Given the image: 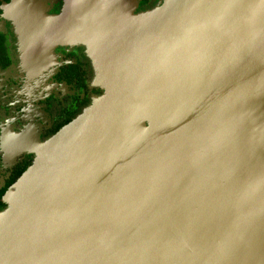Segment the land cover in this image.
<instances>
[{
  "label": "water",
  "instance_id": "95a60500",
  "mask_svg": "<svg viewBox=\"0 0 264 264\" xmlns=\"http://www.w3.org/2000/svg\"><path fill=\"white\" fill-rule=\"evenodd\" d=\"M125 1L71 18L101 93L4 192L0 264H264V0Z\"/></svg>",
  "mask_w": 264,
  "mask_h": 264
},
{
  "label": "flooded vegetation",
  "instance_id": "af4514ba",
  "mask_svg": "<svg viewBox=\"0 0 264 264\" xmlns=\"http://www.w3.org/2000/svg\"><path fill=\"white\" fill-rule=\"evenodd\" d=\"M69 1L35 0V6L49 17L62 13ZM125 2L133 13H139L155 5L156 0ZM11 3L12 0H0V106L3 107L0 109V190L18 162L28 155L32 161L30 151L72 120L100 93L94 85L84 46L55 43L49 45V54L43 61L31 58L41 51L35 46L41 43L36 38L29 42L21 35L20 24L9 8ZM68 67H77L80 74L74 76ZM3 136L7 137L4 147ZM16 151L21 153L14 155ZM4 192L0 194V203Z\"/></svg>",
  "mask_w": 264,
  "mask_h": 264
},
{
  "label": "crops",
  "instance_id": "0c3cea01",
  "mask_svg": "<svg viewBox=\"0 0 264 264\" xmlns=\"http://www.w3.org/2000/svg\"><path fill=\"white\" fill-rule=\"evenodd\" d=\"M88 0H70L62 13L55 16L46 17L39 11V8L35 6V0H12L10 4V10L13 13L14 18L20 24L19 30L23 37L29 42L36 38L41 46L35 45L41 51L37 55L31 57L35 61H43L49 54V45L55 43H72L80 45L79 33L69 32L71 25L74 21V15L78 11V7L81 3H85ZM111 9V8H109ZM70 20V21H67ZM68 29V32L66 31ZM83 46V45H82ZM48 47V49H47ZM47 49V51H46Z\"/></svg>",
  "mask_w": 264,
  "mask_h": 264
},
{
  "label": "trees",
  "instance_id": "16d2710c",
  "mask_svg": "<svg viewBox=\"0 0 264 264\" xmlns=\"http://www.w3.org/2000/svg\"><path fill=\"white\" fill-rule=\"evenodd\" d=\"M154 6V5H153ZM152 6V7H153ZM150 7V8H152ZM149 8V9H150ZM70 71L74 74V76L79 75V69L77 67H68ZM101 93V92H100ZM100 93L98 95H100ZM80 113V112H79ZM31 155L26 156L22 161L18 162L11 174V178L7 181V183L4 185V187L0 190V194L3 193V191H6V188H8L14 181L21 175V173L30 165L31 163ZM5 207L4 203H0V211Z\"/></svg>",
  "mask_w": 264,
  "mask_h": 264
},
{
  "label": "rangeland",
  "instance_id": "374dc122",
  "mask_svg": "<svg viewBox=\"0 0 264 264\" xmlns=\"http://www.w3.org/2000/svg\"><path fill=\"white\" fill-rule=\"evenodd\" d=\"M164 1H166V0H156V2H155V4L157 5L158 3H159V5H163V2ZM117 16H119V15H117ZM69 92H70V95H71V93H72V91L69 89ZM75 93V92H74ZM50 104V109L52 108V104L51 103H49ZM1 108H3L2 106H0V109ZM52 110V109H51ZM55 110V109H54ZM5 112V111H4ZM263 112H264V105H263ZM50 114V113H49ZM2 146L4 147V146H7L6 144H7V137L6 136H3L2 137ZM40 147V143H38L35 147H34V149H32V151L33 150H35V149H38ZM31 152V151H30ZM21 152L20 151H16L15 153H14V155H19Z\"/></svg>",
  "mask_w": 264,
  "mask_h": 264
},
{
  "label": "bare ground",
  "instance_id": "6f19581e",
  "mask_svg": "<svg viewBox=\"0 0 264 264\" xmlns=\"http://www.w3.org/2000/svg\"><path fill=\"white\" fill-rule=\"evenodd\" d=\"M260 82H261V81H260ZM255 85H256V84H255ZM262 170H263V173H262V175H264V166H263V169H262Z\"/></svg>",
  "mask_w": 264,
  "mask_h": 264
}]
</instances>
